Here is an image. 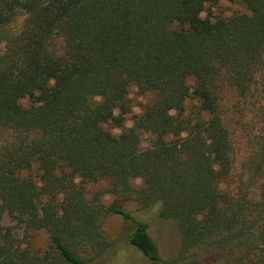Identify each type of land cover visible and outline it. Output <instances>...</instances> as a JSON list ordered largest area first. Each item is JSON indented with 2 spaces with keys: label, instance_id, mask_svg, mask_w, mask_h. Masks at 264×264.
I'll use <instances>...</instances> for the list:
<instances>
[{
  "label": "trees",
  "instance_id": "16d2710c",
  "mask_svg": "<svg viewBox=\"0 0 264 264\" xmlns=\"http://www.w3.org/2000/svg\"><path fill=\"white\" fill-rule=\"evenodd\" d=\"M220 1L0 0V264H97L112 252L104 219H132L129 200L159 206L184 251L223 256L243 244L264 264L249 230L264 208V0H228L249 13L202 17ZM132 89L153 98L126 127ZM251 100L258 122L245 123L249 181L239 183L258 186L261 204L229 182L241 149L228 113ZM101 181L108 206L87 198ZM7 215L46 231L47 247L23 243ZM128 240L161 263L147 224Z\"/></svg>",
  "mask_w": 264,
  "mask_h": 264
},
{
  "label": "rangeland",
  "instance_id": "374dc122",
  "mask_svg": "<svg viewBox=\"0 0 264 264\" xmlns=\"http://www.w3.org/2000/svg\"><path fill=\"white\" fill-rule=\"evenodd\" d=\"M249 11L242 5L228 0H222L216 5H206L203 18H209L213 21L221 18H231L238 14H248ZM24 17H20L14 25V31H18L23 24ZM153 96L151 94H140L136 89H132L129 94L131 100L132 113L126 117V127H131L133 124V115L141 113L143 107L147 105ZM257 99L254 98V102ZM252 100L242 106L240 111L234 112V109L228 113V121H231V128L238 136L239 156L237 157L238 166L235 169V174L230 178V190L236 198L247 196L250 201L261 204L260 193L258 186L250 187V185L242 186L239 179L249 181L248 175L241 169L240 164L245 158V143L247 142V133L251 127H255L258 118L257 108L252 104ZM27 104V102H25ZM188 106L191 109L197 106V102L189 101ZM125 117V116H124ZM123 117V118H124ZM235 121V124H234ZM250 128L244 130L246 124ZM107 129L114 134L119 135L123 128L116 127L114 124L107 126ZM149 136H144L142 141V148L149 146ZM35 174V171H34ZM133 186L139 188L142 180L138 179L133 181ZM111 185L108 181H101L98 183H91L85 186L87 198L94 200L99 197L100 202L108 206L114 198L109 194ZM241 189V190H240ZM239 200V199H238ZM256 204V206H257ZM126 211L130 212L132 219L126 220L122 216L109 214L103 222L102 228L108 241L112 243V252L101 257L97 264H151L150 261L134 251L130 247L129 236L135 230L137 223H145L148 226V233L158 246L161 263L160 264H255L256 258H247L246 250L243 244H237L233 253L228 254L227 251L223 256L213 255L215 253L205 250H191L184 251L182 249L181 235L178 231L177 225L174 221L163 219L160 216V207L154 206L149 209H143L139 202L136 200H129L123 207ZM257 211L254 217L250 218L249 215V230L251 237V244L256 248L255 253H264V212L262 204L260 207H255ZM251 219V220H250ZM4 225L14 231L16 237L23 241V243L32 242L35 247L45 248L49 243V235L46 231L26 230L23 222L19 221L16 217L7 215L4 218ZM230 251V250H228ZM230 255V256H229ZM233 255V256H232ZM232 256V257H231ZM223 257V258H222ZM235 257H237L235 259ZM241 258V259H240ZM254 258V259H253ZM244 261H240V260ZM249 259H252L250 262Z\"/></svg>",
  "mask_w": 264,
  "mask_h": 264
}]
</instances>
